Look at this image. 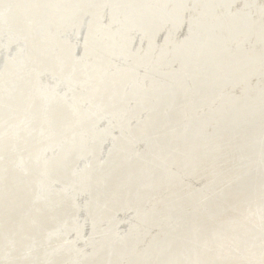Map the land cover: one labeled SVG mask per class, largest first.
<instances>
[{"label":"bare ground","instance_id":"6f19581e","mask_svg":"<svg viewBox=\"0 0 264 264\" xmlns=\"http://www.w3.org/2000/svg\"><path fill=\"white\" fill-rule=\"evenodd\" d=\"M80 4V0H17L19 9L17 11L16 18L19 16L23 18L25 15H29L30 13L35 14V21L30 26L31 33L34 35L45 33L47 40L50 41L48 46L51 49V52H53L55 49L58 51L56 54L57 56L49 57L48 59H54L53 61L59 62V64H69L66 70H62L60 72H58V68H56L52 62H41L35 58L31 59V54L29 57L28 51L33 44H31L30 32V35L28 34V31H25L24 34H19L17 31L18 29H16L17 27L15 28L17 23L15 24L13 21H11L10 17L8 16L3 17L0 20V59H3V55H5V62L9 70L5 74H0V77L5 75L4 78H0L2 81H0L2 83L0 88L7 89V91L12 89L10 84L15 82L16 78L10 77L9 74H14L16 70L19 72V70L23 69L24 74L22 75L24 77H32V74L35 75V77H32L34 80L36 79V85L33 88L25 85L20 88L23 92L21 98H19L20 94H18L16 98L11 97V101L17 100L16 103L20 106H18V108L24 109L23 113L25 112V117L28 121L30 117V110L26 108L28 104H26L27 100L26 94H24V92H30L31 90L33 94L29 95L30 97H34L36 94H38L40 97H45L47 101L52 100L50 102V110L48 112V116H52V121H49L47 126L44 125V130L42 131L49 136L47 142L45 145H39L38 147L33 146L35 148L34 152L29 153L24 149V151H22L19 155L15 156L16 159L11 165L13 167L22 165V169H25V165L27 170H35L34 174H32V177L29 180L30 182H34L38 196L42 195L45 189L50 188L53 185H57L58 183H62L65 186L70 185L69 190H80V209L78 208L75 212L77 213L76 215L78 219H80V212H84L85 208H87L84 203V199L87 198L88 195L90 196V201L93 204H97L94 202V200H96L99 206H107L112 201L114 194L119 191V186L125 182L133 185L132 193L126 194L129 199L132 200L128 204L130 205L132 203H137L140 206L142 203L140 202L141 189L135 186L136 182L133 180V177L139 173L142 181L141 185H149V187H147L148 191H154L157 189L162 190L163 193L166 191V202L163 201L165 204H162L166 210L165 212L162 211V213H165V215L158 216L157 212L160 209L157 211V209L153 207V209L146 207L139 208L135 213L133 210L132 212L134 215L132 214V219L126 218L127 220H132H130V222L127 221L128 225L126 227H129V230L128 228L127 230H124L125 233H129V231L132 233V240L122 241L123 244H118L123 246L120 249L112 244H108V247L105 245L103 249L107 248L108 252L106 250L102 252L98 258L100 259L99 264H122L123 261H126L130 264H153L152 261L154 259H157L155 264H191V262L192 264H207V258L205 259V257L209 254L206 256L200 255L197 250V244L208 240L214 232H222L223 234H226L228 229L225 227H211L212 229H206L209 228L207 224V227L205 226V228L203 226L204 222L199 220V217L197 216V212L199 211L196 205H198L200 202L199 200H201V195L203 193L209 194L208 191L210 187H213L211 183L213 177H207L205 187L198 186L199 184L196 185L198 187H195L193 182L187 180L186 183H183L185 180L184 177L187 178L189 176H195L196 172L203 168V165L208 166L211 163L220 162L224 158L228 157L236 158L234 155L231 156L230 152L235 153V155L238 157L236 159H249V164H246L247 168L245 170L248 171L250 169V173L254 168L264 167V158H262L263 155L261 154L262 151L264 152V82L260 83L261 77L264 75V0H92L91 4L94 6L81 11ZM84 4H86V2ZM84 4L82 2V5ZM50 9L53 12L50 11L51 14L49 16V13L47 14V12ZM7 10L8 7L6 6L5 11ZM55 11L58 12L57 16L52 15V13ZM106 14L110 16L109 20L105 19V17H107ZM61 17L63 18V22L59 24L57 20H59ZM199 20L200 22L203 21V23L200 24L201 26H196L198 32L196 34L193 32L194 39L185 40L186 37L181 39L182 41L185 40L187 42H183V46L179 47L178 44H182V41L176 38L178 36H176V34L180 33L179 30H181V25L184 22L193 23L194 21L198 22ZM20 24L22 25V23ZM23 26L25 25L23 24ZM85 27H88L89 29L87 30L89 32V36L86 35V37H83L85 38L84 41H81L82 39L80 38V42H83L82 45H84L85 51H83L81 57H76L75 48L78 47V41L75 42V39L80 34H82L81 30ZM51 28H53V30H49ZM159 32L167 33L166 38H164L163 45H159L157 43L156 36L159 34ZM224 32H226V34ZM6 34H11L12 41H10V38L9 40L8 38L5 39L6 36L8 37ZM136 35H140L142 38H147L148 43L137 44L135 42V44L134 36ZM73 37L76 38L74 39ZM182 37L183 36H181V38ZM13 38H15V40ZM123 38H125V42L120 46V42ZM98 39H101L102 42H99ZM34 41L35 39L33 42ZM88 41L91 43L89 47L86 46L88 45ZM24 43L26 44L27 50L23 48ZM98 43H101V48L104 47L106 50L115 52V57L108 58L104 56H98L94 51H92V49H95L94 45L99 46ZM41 44L42 43L39 45ZM164 45L176 46H174L172 52L168 49H163ZM115 46L120 47L117 49ZM35 47L36 46H34V48ZM15 50L19 51L20 54H17L18 56H12L11 53H13ZM78 51L80 52L79 49ZM140 55H142V57H140ZM34 57H36V55ZM28 59L32 62L34 61V63H29ZM80 59H118L117 62L104 61L95 64L94 67L95 70H97V75L99 76L102 74L101 77H104L101 81V85L114 80V78H116V74L120 71L133 70L130 71V76L124 79L123 87L120 85L118 88H116V90H114V92L109 91L107 94H105L101 100L93 101L91 96L82 94L81 90L80 92L72 91L71 96L67 92V90L71 89L74 84H80L82 87V85H85L84 82L87 81V76H80L77 74V72H75L77 69L76 66L80 67V63L82 62H80ZM128 59H131L135 62V67L132 65L128 69L124 67H118L119 64L121 66L122 61L124 62L123 64H125ZM151 59H159L158 65L168 68V71H166L164 75L157 74L156 76L155 74L153 75V73H148V71L141 74V70L138 69H140L142 66L149 69L154 66V61L151 62ZM167 59L172 60L170 61ZM25 62L26 66L21 67V65H23ZM175 63H177L180 67L184 66L185 71L190 77L188 78L187 76H183L179 72H176L177 68H175ZM84 64L88 66L93 64V62H84ZM28 68L31 69V73L26 70ZM109 69L113 71L116 70L117 73H103ZM98 70L101 72L99 73ZM41 74L50 76L53 81L56 79L54 81L55 83L52 85L49 82H40L39 79L42 78ZM89 74V78H91L93 74ZM253 76H255V81L252 80ZM118 82V80L115 81V83ZM101 85L97 87L98 90L102 89ZM127 86L128 88H126ZM62 91L64 92L63 94ZM184 93H187L188 97L184 98ZM113 94H115L117 98L120 96L122 98L127 94L126 97L136 101L140 105H136L134 103L133 107L131 108L130 106L126 105L129 101L128 99L125 104L122 102L120 106L116 105L118 107H108L109 104L105 101L109 96H113ZM71 98L72 101L70 102L69 99ZM21 101L23 104H21ZM55 101L61 102L60 106L53 105L52 103ZM9 103L10 101L6 102L7 105H9ZM87 103H90L95 109H101V113L97 115L98 117L96 119H91V123H87L84 126L75 128L71 131V134L76 132L80 133V140L76 143L69 144L61 157H50L47 155V157L43 160L38 154L47 153L45 149L52 150V148H54L51 143L53 135L55 136L56 134H59L55 137L56 140L60 139L58 145H60L65 138L66 140L70 139L68 135L60 134L62 126L72 124V120L70 121L67 112L69 109V104L72 106V108H79L78 110L80 115L78 117L80 118V122H82V120L86 118L84 104ZM38 107L42 112V104ZM59 107H61L60 110H58ZM104 107L106 109L103 110L102 108ZM168 110H177L179 111V115H164L163 113H167ZM205 111H207V113H204ZM156 112H159V114H155ZM201 113L203 114L198 116V114ZM101 114L102 116L100 117V120H102V126L105 127H102L103 129H100V131H95V129L92 128V125L98 122L99 116ZM148 115L149 118L147 119ZM142 116L143 119L141 120ZM19 119L20 118H16V121ZM146 119L147 122H145ZM43 120L47 121L45 118ZM23 121L24 120H21V122ZM137 125H140L139 128L134 129L133 126ZM173 125H178L180 127L171 128ZM168 126H170L171 129L167 128ZM35 127L37 130L41 131L39 126L35 125ZM50 127L55 128L57 133L53 134ZM114 128H116V130H114ZM163 128L165 130H163ZM172 129L178 130L172 131ZM112 130L116 131L117 133L120 132V136H122V133H124L130 143L134 145L137 144L135 148L129 149L130 152H128V156L134 155L130 157H136L135 154L139 152L141 154L146 153L144 148L149 150L148 153H146L147 155L143 156L144 160L142 164H134L138 172L134 168H129L130 166L126 164L127 156H123V158L114 156L113 158H110L112 159V162L107 163L108 166L104 172H101L103 169L100 172H97L99 169L95 167L96 171H91L87 176H84L88 172V168L86 167L87 161H89L91 164V161L97 154L98 158L100 155L103 156L105 151L109 148L108 144L112 145L114 142V144L119 143L120 136L118 135L119 138L114 139L113 135L110 134ZM149 134L151 135V138L148 136L149 139H146L145 136ZM169 135L172 136L173 140L177 139L178 143H175V141L173 142L172 140L167 141ZM93 140H98V143L90 145ZM18 144L22 145V142L19 141ZM41 147L42 149L40 150ZM76 147L80 148L81 151L79 152ZM123 148L124 146L122 145L121 149ZM74 149H77L78 152H75L74 157L72 158V151ZM156 155H158L157 158L154 157ZM168 155H170V158L167 157ZM243 155L245 158L242 157ZM30 157L31 159L38 157L39 161L46 166L41 168L39 167V169H37L34 166L28 165L26 162H31V160H28ZM151 157L152 160H149ZM160 157H166L167 161L171 159V162L167 165L169 166L168 169L164 171L165 173L163 175L162 182H160L161 178L159 173L156 171V161L158 162ZM108 159L109 157H107V160ZM151 162H153V171L150 169ZM4 168L5 166H0V174L3 173V176V170H5ZM210 168L213 167H208V170ZM240 169L242 170V168ZM82 170H86V173L82 174ZM228 170L229 169L226 171ZM69 171H75V175L80 174V188H78L79 185L76 184L77 180L75 181L74 178L70 176ZM260 173H264V171L260 170ZM180 175L184 179H182L183 182L180 181V183L168 180L166 177L172 176L176 177V179H179ZM219 175L220 174H218V176ZM3 176L1 178L0 184L5 185L6 182L3 183ZM64 176L66 178L59 179ZM215 176L216 177L214 181H216L217 178L220 179V177L217 176V173ZM229 176L231 177V175ZM245 177L247 176L245 175ZM13 179L15 180V177H13ZM188 180H190V178ZM243 180L249 181L248 178ZM254 180V184L251 183V180L245 184V186L250 188L249 190H246L245 186H243V188H241L239 184L237 186L236 183L234 189H232V187L228 192H234L237 194L236 191L238 189L239 191H243L245 193L250 191L249 195L254 193L253 196H255V194H264V180L261 181L259 178ZM94 183L99 184L100 187L95 189ZM4 187L6 188L0 187V249L5 248V251L3 249L1 250V254L2 251L3 253L9 251L11 246L14 244L19 246V241H24L22 239L19 240L20 237L22 238L28 236L26 235V232H20V225L23 224L26 230H30V228L27 226L28 221L34 220L38 225H41L43 221V216H40L39 213H36V211L30 205L32 189L31 195L28 198L22 195L24 192L23 189L15 192L13 189L9 188L8 184ZM167 188L169 189L165 190ZM54 189L55 188H51L50 190L54 191ZM65 191L67 190L65 189ZM19 192L21 195L20 201H18ZM118 196L119 193L116 197ZM55 198L51 199V204L47 207H52L50 210V216L52 219H44L43 224L39 226V229H36L37 232H29V238L31 240L35 239L40 241L43 239L42 234L47 233L45 231L47 229L45 228L50 226L45 224H52L53 221L61 217V212L58 213L56 209ZM156 198L155 200L157 201ZM257 199L258 198H256V200ZM61 201L62 204H64V213L66 217L64 222H70L69 224H72V227L74 225L72 223L74 220L72 219L73 216L71 215L74 213H70V211H68L69 207L66 204L68 201H64L62 199ZM218 201L221 202V199ZM18 202L21 212L19 216L14 217L12 214H10V210H15ZM203 202H201V204ZM215 202V200L211 201L212 204H210L213 208L212 213H215V216H219V211L217 210L219 206ZM232 202L234 203V201ZM11 204L12 206L10 209L9 205ZM201 204L199 205L202 206L203 209V205ZM229 205L232 204L230 203ZM116 206H118V204ZM123 207L133 208L128 205L122 206L121 208L123 209ZM253 208L256 210L258 207ZM237 211L236 213H238ZM111 213H102L99 215V217L102 220L106 219L110 222L111 220L108 217ZM199 213H201V210ZM245 213L247 214V212ZM245 213H243L241 217L243 215L245 216ZM210 214L209 218L210 216L213 218V214ZM237 215L238 214H236V216ZM23 216L26 217L27 220L21 219ZM83 216V218H85V213ZM115 216L117 217V215ZM89 217L91 218L92 223L97 219V213H93L92 208ZM241 217L239 216L238 218H235L240 221L239 218ZM261 218L263 217L261 216ZM256 219H259V217ZM86 220L88 221V219ZM86 220L84 221L85 224H87ZM173 220L176 221L179 226L175 225V229L173 230L171 228H166L165 226L169 222H171V225H174L175 222L173 223ZM212 220L209 219V221ZM241 220L243 221L242 218ZM229 222L231 224L230 220ZM247 222H249V219H247ZM149 224L150 226L154 225L156 227L155 229L157 230L160 229L159 233L153 234L154 230L149 229V233L146 232V234L145 231L147 229V225ZM225 224L223 226H225ZM263 225L264 224H262L261 227L259 224L257 231L246 234V237H248L247 240L251 239L249 242V247H254L255 250L257 249V256L255 257L254 251L252 252L254 258H250L249 256L251 254L249 255L247 251L249 256L245 253V255L248 257L243 258L244 255H242L243 262L247 261L250 264H264V250L262 249L264 246ZM80 226L84 227L86 225L80 224ZM109 226H112V223H110L107 228H109ZM251 226L253 227V225ZM110 229L111 233L116 237V239L124 234L123 230V232L119 231V227L117 229L110 227ZM122 229H125L124 226ZM20 233L21 235L19 236ZM80 234L83 235L82 227L80 228ZM234 235L236 236V234ZM139 236H144L146 238L148 237L152 244L149 249L144 252L145 254L143 258L136 260L133 258L134 252L138 249H142V245L147 242L144 239V241L140 243V239H137ZM82 239H85V237L81 238V240ZM233 239L235 238H228V241H232ZM103 240L101 242H103ZM84 241H86V239ZM105 241L106 240H104V242ZM234 241L236 242L237 240L235 239ZM101 242H99L98 245H100ZM112 242H114V240ZM33 243H35V241ZM223 243L226 244L224 241L222 244ZM209 244H211V242ZM213 244L214 243L212 242L211 245ZM228 244L230 245L229 242ZM236 244L240 245L239 243ZM33 245L34 244H31L29 247ZM238 245L237 247L240 248ZM217 247H219V245ZM235 247L236 246L233 248ZM57 248L63 249L61 246H58ZM243 248L244 250H247L246 247ZM12 249L15 251V248ZM12 249L10 252L12 253L11 257L14 255ZM27 249L29 248L27 247ZM31 249L33 250V248H30V250ZM81 249L82 248L80 247L78 250L80 251V258H82L85 253V249L83 248L82 252ZM88 249L89 248L86 250ZM210 249H207V251ZM249 249L250 248H248V250ZM222 250L220 249V251ZM21 253V255H23L24 251ZM31 253H33V251H30V253L28 252L26 255H30ZM81 253L83 254L81 255ZM111 253L112 256H110ZM38 254L40 255L39 252ZM34 256L35 255H33V257ZM199 256H201L203 260H201ZM233 256L235 257V253ZM213 257L215 256L213 255ZM222 257L224 256H221V258ZM61 258L62 257H60L58 260L55 259L57 262L56 264H59L58 261ZM67 259L68 255L66 258H64V260ZM238 260H236L235 263L238 264ZM13 261L15 260L13 259ZM19 263L20 262H18V264ZM83 264L97 263L96 261H89Z\"/></svg>","mask_w":264,"mask_h":264},{"label":"water","instance_id":"95a60500","mask_svg":"<svg viewBox=\"0 0 264 264\" xmlns=\"http://www.w3.org/2000/svg\"><path fill=\"white\" fill-rule=\"evenodd\" d=\"M85 2H86V4H84ZM91 3H92V0H83V4L84 5H82V10L88 9L90 6L93 7V5ZM50 11L53 12L50 9L47 12V14L49 13V16L51 14ZM52 15L57 16L58 12L55 11L54 13H52ZM106 15H107V17H105V19L109 20L110 16L108 14H106ZM15 19L17 21V24L22 23V24L25 25L26 28H28L30 30V26L35 21V14L30 13L29 15H25L23 18L19 16V17L15 18ZM62 20H63V18L61 17L59 20H57V22L60 24V23L63 22ZM202 23H203V21L200 22V20L198 22L194 21L193 23L184 22L181 25V28L186 26L187 30H186V34H185V36L183 38L186 37L185 40H189V39L193 40L194 39L193 32H194V34H196L198 32V30L196 29V26H201L200 24H202ZM2 26H1V28H2ZM86 28L88 30V27H86ZM49 30H53V28H51ZM81 33H83V32H81ZM224 33L226 34V32H224ZM161 34H163L164 38H166V34L167 33H165V32H161L160 33L159 32V34L156 36L157 40H158V37ZM36 35L37 36H41L45 40L44 41V40L34 36V38L37 41H41L42 43L45 42L43 47H42V51L44 53L45 59H43L42 61L52 62L56 66V68H58L59 72L62 71V70H66L68 68V65H65L63 63L59 64V62L53 61L54 59L53 60L52 59H48L49 57L57 56L56 54L58 53V51L55 49V50H53V52H51V49L48 46V44H50V41L47 40V37H46L45 33L36 34ZM87 35L89 36V32H87ZM134 37H135L137 43H139V44L140 43H146V44L148 43L147 38H142L140 35H136ZM164 38H163L162 42L159 45H163L164 44ZM14 40H15V38H14ZM98 40H99V42H102L101 39H98ZM185 40L184 41L181 40L182 44L180 43V44H178V46L179 47L183 46V44L185 42H187ZM10 41H12V40H10ZM124 42H125V38H123L121 40L120 46ZM90 44L91 43L88 41V45H86V46L89 47ZM98 44H99V46L93 44L95 49H92V51H94L98 56H104V57H108V58H114L115 57V52H112L110 50H106L104 47L101 48L102 47L101 43H98ZM23 46H24L23 48L25 50H27V47H26L25 43H24ZM120 46H115V47L117 49H119ZM174 46H176V45H174ZM174 46H166V45H164L163 49H168L169 51L173 52ZM77 48L78 47L75 48V52L77 51ZM79 49L81 51L82 50L85 51L84 45H82V43L79 46ZM17 54H20V53H19L18 50H15L12 53V56H18ZM28 55L30 57L29 53H28ZM140 57H142V55H140ZM89 60H91V61H89ZM89 60L84 59V61L81 62V64H82L81 67L76 66L77 69L75 70V72H77V74H79L80 76H84V77L87 76V81L84 82L85 85H82V87L80 86V84H74L71 89H68L67 92L70 94V96L72 95V91L80 92V90H81L82 94L91 96L92 97L91 99L93 101L101 100L104 97V95L107 94L109 91L114 92V90H116V88H118L120 85H121V87H123L124 79L129 77L130 76V71L133 70V69H131L129 71H120L118 73H117L116 70L113 71L111 69H109L108 71H104L103 73H109V74L117 73V74H116V76H115L116 78H114V80L110 81L109 83H104L103 85H101V81H102V79L104 77H101L102 74L99 75V76L97 75V70H95L94 66H95V64L100 63V62H104V61L112 62V60H114V59H89ZM167 60H169V59H167ZM2 61H5V55H3ZM153 61H154V66L151 67V69L143 67V66L141 67V69H143L145 72L148 71V73H153V71L156 69L158 74H163V75H164V73L166 71H168V68L163 67L162 65H158L159 59H151V62H153ZM84 62H93V64L87 66V65L84 64ZM29 63H32V61L29 60ZM131 65L133 67H135V62L132 61L131 59H128L127 62H125V64L122 65V67L128 69ZM25 66H26V62L23 65H21V67H25ZM4 68H6V66L4 67V64H3V66L0 67V74H5V72L3 70ZM175 68H177L176 72H179L180 74H182L183 76H187L188 78L190 77V76H188L187 72L185 71V69H184L185 67L184 66L180 67L177 63H175ZM26 70L31 73V70H29V69H26ZM5 71H7V70H5ZM98 72L100 73L101 71L98 70ZM89 73L93 74V76L91 78H89V76H90ZM17 74H20V75L16 78V81L14 83L10 84V87L12 88L10 91H7V89L0 88V166H5V167L6 166H10L12 168V169H9V168L6 167V170H4V176H3V173L0 174L1 175L0 176V181H1V178L3 176V183L6 182L5 185L4 184H0V187L1 188H6L4 186H6L7 184L8 185L11 184L12 185V189L15 192L20 191V189H23L24 192H23L22 195H24V196L29 198L30 195H31V189H27V188H25V186L28 185V188L31 186V182H30L29 179L32 177V174H34L35 170H33V169L27 170L25 165H24V168L26 170L21 168L22 165L13 167L11 164H13V162L15 161V159H16L15 156L19 155L22 151H24V149L27 150L29 153L30 152H34L35 148L33 146L38 147L39 145H45V143L47 142L49 136L47 134H45L44 132H42L40 130H37L35 125L37 124V122L39 123V125L47 126L49 124V121H44L43 119L44 118L46 119L48 117V114H49L48 112L50 110L49 105H50V102L52 100L47 101V99L45 97H40V96H38V94H36L34 97H29V95H31L32 93H30V92H26L25 93L24 92V94H26V100H27L26 104H28V106L26 108L28 110H31L29 112V114L33 113V115L30 114L33 118H31L30 121L24 120L23 122H21V120H20V123H18L16 121V118L19 117L20 114L23 113L24 109L23 108L20 109V108H18V106L15 107V108H12L10 105H7L6 102L11 101V97L16 98V96H18V94H20L19 98H21V96L23 95V92H22V90L20 88L25 86V85L33 88L36 85V79L34 80L32 78L33 76L35 77L34 74H32V77H24L22 75V74H24L23 69L19 70V72ZM4 77H5V75L3 77H0V78H4ZM41 77L42 78L39 79L40 82L41 81L42 82H49L52 85L55 83L54 81L56 80L55 79L53 81L51 79V77L46 75V74H41ZM116 80H118L119 82L115 83ZM1 82H0V86H2ZM99 85L102 86L101 90H98V88H97ZM126 88H128V86ZM63 93L64 92L62 91V94ZM126 95L123 96L122 98H121V96L119 98H117L116 95L113 94V96H109L106 99L105 102H107L109 104L108 107L109 106L115 107L116 105L120 106L122 104V102L125 104L128 101L129 98L126 97ZM130 96H131V94H130ZM69 101L71 102L72 98L69 99ZM60 103L61 102H56L55 101L52 104L60 106ZM78 103H79V101H78ZM134 103L136 105H140L139 103H137L136 101L131 100V99H129V101L127 102L126 105H128V106H130L132 108ZM21 104H23L22 101H21ZM41 104H42V107H43V110L41 112V117L42 118H39L38 116H36L35 113H38L40 111H35L34 108H35V106H39ZM52 104H51V106H52ZM78 106H79V104H78ZM84 106H85V109H84L85 111L84 112L86 113V115H85L86 118L84 120H82V122H80V118L78 117L80 115V112L78 110L79 108H72V106L69 104V109L67 110V112H68V116L70 118V121L72 120V124H67L66 126H62L60 134L68 135V137H70V139L66 140V138H65L61 142L60 145L52 148V150L45 149V151H47L46 154H48L50 157H58V158L61 157L62 154L67 149V146L69 144L76 143L77 141L80 140V133L76 132L74 134H71V131L73 129H75V128H80V127L84 126L87 123H91V119H96L98 117L97 115L101 113L100 112L101 109H95L94 107L91 106L90 103L89 104L88 103L84 104ZM118 106H116V107H118ZM60 109H61V107H59L58 110H60ZM102 109L104 110L106 108L104 107ZM204 113H207V111H205ZM150 114H151V111H150ZM155 114H159V112H156ZM163 114L167 115V116L179 115V111H177V110H172V111L168 110L167 113H163ZM202 114L203 113L198 114V116H201ZM101 116H102V114L99 116L98 122L97 123L95 122L96 124L92 125V128L95 129V131L96 130L100 131V129H103L105 127V126H102L103 125L101 123L102 120H100ZM148 118H149V115H148L147 119ZM147 119H146L145 122H147ZM134 123H136V122H134ZM73 125L76 126V127H74ZM139 126L140 125L133 126V127H134V129H138ZM4 127H5V129H4ZM174 127H180V126H178V125L171 126V128H174ZM167 128H170V126H168ZM115 129L116 128H114V130ZM163 130H165V129L163 128ZM66 133H69V134H66ZM118 133H120V132H118ZM122 134L123 135L120 136L119 143L118 144L117 143L114 144L115 143L114 142L105 151V153L103 154L102 158H100V156H99V158H98V156H96L91 161V164H90L89 161L86 162L87 163L88 172L86 173V170H82L83 171L82 174L86 173V175H84V176H87L91 171H96L95 167H97L99 169V170H97V172H100L102 169H103V171H101V172H104L105 169L108 166L107 163L112 162V159H110V158H113L114 156H118L120 158H123V156H127L126 164H128V166H130L129 168L136 169L134 164H142V162L144 160L143 156L147 155L146 153H148L149 150L147 148H144L146 153L141 154L139 152V153L135 154L136 157H130V156H134V155H129L128 156V152H130L129 149L130 148H135L137 144H136V142H135L136 145L130 143L128 141L127 137L125 136V134L124 133H122ZM58 135L59 134H56L54 137H56ZM23 137H25V138H23ZM168 140H172L173 142L175 141V143H178V140L177 139L173 140L171 135L168 136L167 141ZM19 141L22 142V145L18 144ZM95 143H98V140H93L90 143V145H94ZM122 145L124 146L123 149H121ZM3 147H6V148H3ZM78 147H76V148L80 152L81 150ZM49 148H51V147H49ZM41 149H42V147L40 148V150ZM77 149H74L72 151L73 152L72 158L74 157L75 152H78ZM140 149H142V148H140ZM37 154H38V152H37ZM27 155H29V154H27ZM107 157H109L108 160H107ZM167 157L170 158V155H168ZM28 160H31V162H26V163L28 165L34 166L37 169H39V167L41 168V167H45L46 166L42 162L39 161L38 157L35 158V159L28 158ZM149 160H152V157ZM170 162H171V159L167 161L166 157H160L158 162L156 161V171L159 173V176L161 178L160 182H162V178H163V175L165 173L164 171H166L168 169L169 166H167V165ZM150 169L153 171V162H151V164H150ZM137 172H138V170H137ZM74 173H76V172L75 171L74 172L69 171L70 176L77 180L76 184H78L79 185L78 188H80V183H81L80 182V174H76L75 175ZM77 173H80V172H77ZM19 176H22L24 179L20 178ZM13 177H15V180L13 179ZM166 177H167L168 180L175 181L176 183L179 182L181 180V178H182L181 175H180L179 179H176V177H172V176H166ZM258 178L261 179V181H262L264 179V173H259ZM248 179H249V181L251 180V183H253V184L255 183V180L252 181L253 175L248 177ZM133 180L136 182L135 186L137 188L141 189L140 190V193H141L140 201H142L144 199V197H145V194H147L148 192L151 191V190L150 191L147 190V187H149V185H141L142 181H141V177H140L139 173L136 176L133 177ZM249 181L248 180H243V181H240L238 184H239V186L241 188H243V186H245V184H247ZM94 185H95V187H94L95 189L100 187V185L97 184V183H94ZM57 186L58 185H53L50 188L45 189V191L40 196H38V194H37V191L35 189L36 186H34V189H33V186H31L32 187V195L30 197V205L36 211V213H39L40 216H43V219H48V220L52 219L51 216H50V210L52 209V207H49V208H47V207L51 204V199H53L55 197L61 198L64 201H68V203H66L68 205V207H69L68 211L76 212V210L78 208L80 209V203L78 201V199L80 198V190L76 191L75 189H70L68 191H64L63 188H60V187H57ZM53 187L55 189H54V191H51L50 189L53 188ZM132 188H133V185H131V184L127 183V182H125L122 185H120L119 189H118L119 191L114 194V196L112 197V201L107 206L106 205H100L99 206V204H98V202L96 200H94V202H96L97 204H93L90 201V196L88 195L87 198L84 199V203L87 206V208H85V210H84V213H85V215H86V217L88 219V224L87 225H89V224L93 225L94 224V222L92 223L91 219L88 217V215H90V213H91V208H92V212L93 213H97V215H101L102 213L106 214V213L110 212L113 208L116 207L117 204L118 205L119 204H127L130 199H129V197L126 194L132 193ZM153 188H154V186H153ZM245 189L249 190L250 188L248 186H245ZM118 193H119V196L116 197L118 195ZM63 207L64 206L62 204L60 206L59 211H61V208H63ZM20 212H21V209L19 208V202H18V204L16 206V209L15 210H10V214H12L14 217H17V216H19ZM197 215H202V214H197ZM202 216L204 218H206L204 215H202ZM111 222L112 221H110V223ZM27 226L30 228V230H28V232H37L36 229L38 227V224L34 220L28 221L27 222ZM165 227L166 228H171L172 230L175 229V225H171V222L167 223ZM225 228L228 229V227H225ZM93 229H95V228L93 227ZM253 231H257V229H253ZM63 233L64 232H62L61 235H58V234L54 235L53 238H48L45 235L44 236V239H46L45 242H50V241H53V240L62 239L63 238ZM247 233H249V232H244V234L241 236V239H240V244L243 247H246L244 245H250L249 242H250L251 239L247 240V238H248V237H246ZM104 234H105V232H104ZM224 235L225 234H223V233L222 234L221 233H217V232L212 233V236L208 240H206L205 242L197 244L198 253L200 255H203V251H207L206 245H207V242L209 240L220 242L222 240V238L224 237ZM132 238H133V235H132V233H130V231H129V233H127V232L125 233L124 232V234L122 236L118 237L117 239L114 240V242H112V239L110 238V236L107 233L106 237H104V240H106L104 242L103 236H102V232L92 230V236L89 238V240L92 241V242L89 243V244H86L85 247L89 248V249L87 251H85L83 257L80 258L79 261L78 260H76V261L69 260V261H67L66 264H83V263H87L89 261H96V263L99 264V262H100V259H98L99 256L102 254V252L104 250H106L108 252L107 248L103 249L104 246L106 245V243L107 244H112V245L116 246L118 249H120L123 246L122 245H118V244H123L122 241H129V240H132ZM142 238L145 239L147 242L142 245L143 246L142 249H138V250H136L134 252L133 258L136 259V260H139V258H143L144 254H145L144 252H146V250H148L149 247L152 244L149 241V239L144 237V236L143 237L139 236L137 239H142ZM102 240H103V242H101ZM99 242H101L100 245L95 246L94 248H92L93 245H95L96 243H99ZM246 248H249V246L246 247ZM92 252H94L95 254L92 253ZM8 254L9 253L6 252V253H3L2 255H0V263L1 264H10L12 262V260L14 258L11 257L10 254L8 256ZM69 254H70V257L77 256L78 255V250L75 249V248H64V249H60V250L56 249L55 251H52V252L49 253V257H48L47 262L50 261L53 258L54 255H55L56 259L58 260L60 257H63L64 255H69ZM22 256L27 258L29 255L23 254ZM110 256H112V253L110 254ZM199 258L201 260H203L201 256H199ZM156 261H157V259H154L152 262L156 263ZM244 263L245 264H250L247 261H244ZM122 264H130V263H128L126 261H123ZM191 264H192V262H191Z\"/></svg>","mask_w":264,"mask_h":264},{"label":"rangeland","instance_id":"374dc122","mask_svg":"<svg viewBox=\"0 0 264 264\" xmlns=\"http://www.w3.org/2000/svg\"><path fill=\"white\" fill-rule=\"evenodd\" d=\"M82 2H83V0H80V11L82 10ZM8 7V10L7 11H5V7ZM94 6V5H93ZM91 7V6H90ZM18 5H17V0H0V20L3 18V17H6V16H8V17H10V19H11V21H13L15 24L17 23V21H16V16H17V11H18ZM5 12V13H4ZM89 20V19H88ZM17 27V28H16ZM21 27V28H20ZM23 27H24V30H23ZM90 27V26H89ZM15 28L16 29H18L17 31L19 32V34H24L25 33V31H28V34H29V32L31 33V30H29L28 28H25V26H23V24L21 25L20 23L19 24H16V26H15ZM186 28V29H185ZM9 29V28H8ZM28 29V30H27ZM86 29V30H85ZM183 29V30H182ZM185 29V30H184ZM21 32H20V31ZM83 30V31H82ZM81 30V32H83L82 34H80V36L79 37H73L74 39H75V42L76 41H78V48H77V51L75 52V56L76 57H81L82 55V53H83V50L81 51L80 49H79V46L81 45V42H80V40L81 41H84L85 40V38H83V37H86V35H87V28L85 27L84 29H82ZM89 30V29H88ZM182 30V31H181ZM181 30L179 31L180 33H178V34H176V38L178 39V40H181V39H183V37L185 36L184 34H186V30H187V27L186 26H184L183 28H181ZM84 31H86V32H84ZM185 32V33H184ZM6 35H8V37L6 36L5 37V39H7L8 38V40H9V38L12 40V36H11V34H6ZM30 35V34H29ZM81 35H82V37H81ZM83 35H85V36H83ZM28 36V35H27ZM34 36H36V37H38V38H40V36H37V35H33L32 33H31V35H30V37H31V44H32V46L29 48V54H31V59L32 58H35V59H38L39 61H41V62H43L42 60L43 59H45L44 57V53H43V51H42V45L45 43H42L41 41H37L35 38H34ZM161 36H163V34H161ZM161 36H159L158 37V40H157V43L158 44H160L162 41L161 40H163V38H164V36L163 37H161ZM180 36V37H179ZM181 36H183L182 38H181ZM32 37H33V39H32ZM70 38V37H69ZM81 38V39H80ZM160 38H162V39H160ZM14 39V38H13ZM35 39V43L33 42V40ZM40 39H42V40H44L42 37L40 38ZM78 39V40H77ZM160 39V40H159ZM71 40V39H70ZM45 41V40H44ZM73 41V40H72ZM158 41H161V42H158ZM37 42V43H36ZM137 43V41H136V39L134 40V43ZM40 43H42L41 45H39ZM83 43V42H82ZM135 43V44H136ZM37 44V45H36ZM138 44V43H137ZM34 46H36L35 48H34ZM38 46V47H37ZM39 46H41V47H39ZM38 48V49H37ZM78 49L80 50V52L78 51ZM34 50V51H33ZM37 50V51H36ZM36 51V52H35ZM39 52V53H38ZM78 53V54H77ZM12 54V53H11ZM33 54H34V56L36 55V57H34L33 56ZM44 57H43V56ZM77 55H79V56H77ZM5 59H6V57H5ZM116 60V61H115ZM170 61L172 60V59H169ZM78 61V60H77ZM83 62L84 61V59H80V62ZM118 61V59H114V60H112V62H117ZM32 63H34V61L32 62ZM122 64H121V66H120V64L118 65V67H122V65H123V61L121 62ZM3 64H4V67L6 66V68H4L3 70H4V72L5 73H7L9 70H8V66H7V64H6V62L5 61H2V59H0V67L1 66H3ZM66 65H69L68 63H65ZM81 63H80V67H81ZM115 65V64H114ZM56 67V66H55ZM29 70H31L30 68H28ZM5 70H7V71H5ZM58 70V69H57ZM138 70H141L140 71V73L141 74H143V73H145V71L143 70V69H138ZM59 72V71H58ZM18 72H17V70L14 72V74H9V76L10 77H15V78H17L19 75L17 74ZM155 74V76L158 74V72H157V70L155 69L154 70V72H153V75ZM254 77L255 76H253L252 78V80H254ZM256 79V78H255ZM258 79H260V78H258ZM257 79V80H258ZM255 81V80H254ZM264 82V75L261 77V82L260 83H263ZM14 83V82H13ZM30 93H32V91L30 90ZM33 94V93H32ZM184 95V98H186V97H188V94L187 93H184L183 94ZM30 97V96H29ZM17 100L16 101H14V100H12V101H10V103H9V105L12 107V108H15V107H17V106H19L17 103ZM20 107V106H19ZM26 110V109H25ZM34 110L35 111H40V109H39V107L38 106H35V108H34ZM31 111V110H30ZM29 111V112H30ZM31 115H33V113H30ZM36 114V116H38L39 118H42L41 117V111L40 112H38V113H35ZM30 115V117H29V121L31 120V118H33L32 116ZM144 116V115H143ZM143 116H142V118H141V120L143 119ZM146 116V115H145ZM17 118H20L17 122L19 123V121L20 120H27L26 119V117H25V112L24 113H22V114H20V116L19 117H17ZM47 121H52V116L51 115H49L47 118ZM36 126H39V128H41V131H43L44 130V125H39V123L37 122V124H36ZM50 129L52 130V133L53 134H55V133H57V131H56V129L55 128H53V127H50ZM116 130V129H115ZM175 130H178V129H172V131H175ZM81 131V130H80ZM110 134H112L113 135V137H114V139H116V138H119V136H118V134L119 133H117L116 131H114V130H112L111 132H110ZM115 135H117V136H115ZM151 138V135L149 134V135H147V136H145V138L146 139H149V137ZM156 138V137H155ZM62 139V138H61ZM59 140L60 139H58V140H56L55 139V137H54V135L52 136V141H51V143H52V146H54V147H56V146H58V142H59ZM151 140V139H150ZM108 146L110 147L111 145H109L108 144ZM261 154L263 155L262 156V158H264V152L262 151L261 152ZM47 155L48 154H46V153H42V154H39V156L44 160L46 157H47ZM230 155L232 156V155H234L236 158H238L236 155H235V153H233V152H230ZM96 156H98V154L96 155ZM95 156V157H96ZM157 156L158 155H156V156H154V157H156L157 158ZM243 158H245V156L243 155L242 156ZM31 158V157H30ZM100 158H102V156L100 155ZM236 158H230V157H228V158H224L223 160H221L220 162H214V163H211L210 165H208V166H206V165H203V168L201 169V170H199V171H197L196 172V174H195V176H189V177H187V178H185L184 177V182H183V180H182V178H181V182H183V183H186L187 181H190V182H193L194 183V185H195V187H198V186H201V187H205V185H206V183L205 182H207V177H213L212 178V181H211V183H212V186L213 187H210V189H209V191H208V193L210 194H202L201 195V200H199L200 202L198 203V205H196L197 206V208H198V211L200 212V210H201V213H197V214H202V215H204L206 218L204 219V217L202 216V215H197L199 218V220H201V221H203L204 222V224H203V226L205 227L206 226V224H207V226L209 227V228H206V229H212V228H223V227H228V232L224 235V237L222 238V240L220 241V243L219 242H215V241H211V240H209V242H207V245H206V247H207V249H210V250H208V251H203V256H206L207 254H209L208 256H206L205 257V259H206V262H207V264H209L210 262H212V263H210V264H234L235 262H236V260H238V257H239V260H238V262L240 263V264H244V262H243V258L244 257H248L250 254V258H254V255H253V253L252 252H254V254H255V257L257 256V249L255 250V248L253 249L252 247H249L250 249H251V251H250V249L248 250V248H247V250L245 249L244 250V248L243 247H241V244H240V239H241V236L244 234V232H254L253 231V229H257V227L259 226V224L261 225V227H262V224H264V194H255V196H253L254 195V193L253 194H251V195H249L250 194V191L249 192H241V191H239L238 189H237V191H236V193L237 194H235L234 192H228V191H230L231 190V188L232 189H234V186H235V184L237 183V186H238V183L241 181V180H243V179H245V178H248V177H250V176H252L253 175V179H252V181L254 180V179H257L258 178V175H259V173H260V170H263L264 171V167H262V168H254L253 169V171L250 173L249 171H250V169L248 170V171H246L245 169L247 168V165L249 164V159H247V158H245V160L243 159V160H239V159H236ZM238 160H239V162H238ZM227 162H228V164H227ZM230 162V163H229ZM238 162V163H237ZM241 162V163H240ZM222 163H223V165H222ZM247 164V165H246ZM221 165V166H220ZM231 165H232V167H231ZM7 168H9V169H12L11 167H9V166H6ZM6 167L4 168L5 170H6ZM86 167H87V165H86ZM208 167H213V168H210L209 170H208ZM221 168V169H220ZM226 168V169H225ZM240 168H242V170L240 169ZM211 169H212V171H211ZM215 169V170H214ZM223 169V170H222ZM227 169H229L228 171H226ZM206 170V171H205ZM217 170V171H216ZM4 171V170H3ZM203 171V172H202ZM205 171V172H204ZM207 172V173H206ZM201 173H202V175H201ZM216 173H217V176H218V174H220L218 177H220V179L219 178H217L216 179V181H214L215 180V175H216ZM198 174V175H197ZM205 174V175H204ZM213 174V175H212ZM236 176H235V175ZM208 175V176H207ZM229 175H231V177L229 176ZM245 175L247 176V177H245ZM202 176V177H201ZM206 178H205V177ZM235 176V177H234ZM10 177V176H9ZM20 178H22V179H24L22 176H19ZM204 177V178H203ZM64 178H66L65 176L64 177H62V178H59V179H64ZM190 178V180H188ZM203 180H202V179ZM198 179H200V180H198ZM230 179H231V181H230ZM75 181H76V179H74ZM187 180V181H186ZM192 180V181H191ZM205 180V181H204ZM218 180H219V182H218ZM232 180H233V182H232ZM264 180V179H263ZM180 181L178 182V183H180ZM198 181V182H197ZM200 181V182H199ZM197 184H196V183ZM215 182V183H214ZM218 182V183H217ZM225 182V183H224ZM230 182V183H229ZM199 184V185H198ZM222 184V185H221ZM231 184H232V186H231ZM58 186L57 187H60V188H63L64 189V191H65V189L68 191L69 190V188H70V185H63L62 183H58L57 184ZM196 185H198V186H196ZM215 185H217V186H215ZM220 185H221V187H220ZM225 185V186H224ZM9 186V188L10 189H12V187H11V184H9L8 185ZM31 186H33V188H34V186H35V184H34V182H31ZM29 187L28 188V185L27 186H25V188H27V189H32V187ZM54 188V187H53ZM216 188H217V190H216ZM222 188V189H221ZM169 188H167V189H165V190H168ZM221 189V190H220ZM76 191L78 190V189H75ZM160 191V192H159ZM151 192V193H150ZM150 192H148L147 194H145V197H144V202H143V200L142 201H140V202H142L141 204H140V206H139V204H137V203H132V204H128L129 202H131L132 200H129V202L127 203V204H125L126 206L128 205V206H130V207H133V208H126V207H123V209L121 208L122 206H125L124 204H120V205H118V206H116L115 208H113L110 212H108V213H111V212H113V213H111L110 214V216L108 217V218H110V220L112 221L111 223H112V226H109V228H107V226L110 224V222L109 221H107L106 219H104V220H102L100 217H99V215H97V219H96V221L94 222V224L93 225H88V227H87V224H88V221L86 220L87 219V217H86V215H85V218H83L84 216V212H80V219H78V217H77V213H75L74 211H70V213H74V214H72L71 216H75L74 218L72 217V219L74 220L72 223L74 224L72 227H71V225L72 224H69L70 222H64V219L66 218L65 217V213H64V207L63 208H61V211H59V209H60V206L62 205V201H61V198H58V197H56L55 198V203H56V209H57V212L59 211V212H61V217L60 218H58V219H56L55 221H53L52 222V224H45V225H50V226H47L45 229H47V230H45L47 233H43L42 234V236H43V239H41L40 241L39 240H35V239H30L29 238V236H30V233L28 232V230H26V228H25V226L22 224V225H20V232H22V233H24V232H26V235H28L27 237H20L19 238V240L20 239H22V240H24L23 242H21V241H19V248L14 244L13 246H11V249L12 248H15V251H14V249H12L13 250V252H14V255L12 256V257H14V260L15 261H13L12 260V262L10 263V264H18V262H20L19 264H51V263H57L56 262V257H55V255L53 256V262H51L52 261V259L50 260V261H48L47 262V260H48V257H49V253L50 252H52V251H55L56 250V248L58 247V246H61L63 249L64 248H75V249H77V250H79V248L81 247L82 249H81V252H82V250H83V248L85 249V251H87L86 249V244H89V243H91L92 241H90V240H87V239H89L91 236H92V230H95V231H100V232H102V236H103V239H104V237H106V235H107V233H108V235L110 236V238L112 239V241L113 240H115L116 239V237L111 233V229H110V227H114V229L116 228H118L119 227V231H124V230H127V228H128V230H129V227H126L127 225H128V222H130V220L132 219V217H133V215H134V213L137 211V209H139V208H144V207H146V208H150V209H153V208H155V209H157V215L158 216H163V215H165V213L163 214L162 213V211L163 212H165L166 210H165V208H164V205H162V204H165L164 202H166V197H167V193H166V191L164 192L165 193V195H164V193H163V191L162 190H160V189H157V190H154V191H150ZM225 192V193H224ZM152 193H154V194H152ZM159 193V194H158ZM163 193V194H162ZM211 193H212V195H211ZM214 193V194H213ZM158 194V195H157ZM241 194V195H240ZM245 194V195H244ZM155 195H157V196H155ZM162 195V196H161ZM164 195V196H163ZM208 195H209V197H208ZM249 197H248V196ZM262 195V196H261ZM162 197V199H161V197ZM166 196V197H165ZM170 196V195H169ZM168 196V197H169ZM238 196V197H237ZM150 197V198H149ZM157 197V198H156ZM204 197H206V198H204ZM229 197V198H228ZM237 197V198H236ZM239 197H240V199H239ZM154 198V199H153ZM155 198L157 199V201L155 200ZM246 198H247V200H246ZM248 198H249V200H248ZM253 198V199H252ZM255 198V199H254ZM256 198H258L257 200H256ZM146 199V200H145ZM159 199V200H158ZM203 199V200H202ZM221 199V202L220 201H218V200H220ZM21 200V195H20V192H19V194H18V201H20ZM80 200V198L78 199V201ZM147 200H149V201H147ZM161 200V201H160ZM208 200V201H207ZM216 201L215 203L216 204H218V208H217V210L219 211V216L217 215V216H215V213H212V210H213V208H212V206L210 205V204H212L211 203V201ZM223 200V201H222ZM238 200V201H237ZM159 201V202H158ZM164 201V202H163ZM204 201V202H203ZM231 201V202H230ZM232 201H234V203L232 202ZM249 201V202H248ZM262 201V202H261ZM153 202H155V203H153ZM201 202H203L202 204H201ZM253 202V203H252ZM160 203V204H159ZM209 203V204H208ZM232 204V205H229V204ZM137 204V205H136ZM145 204V205H144ZM199 204H201V205H203V209H202V206H200ZM204 204H205V206H204ZM258 204V205H257ZM259 204H260V206H259ZM122 205V206H121ZM156 205V206H155ZM247 205H249V206H247ZM254 205H256V206H254ZM10 206V209H11V206H12V204L11 205H9ZM63 206H64V204H63ZM120 206V207H119ZM149 206V207H148ZM151 206V207H150ZM190 206V205H189ZM209 206H211V207H209ZM229 206H231L232 207V209H231V207H229ZM235 206V207H234ZM153 207V208H152ZM225 207V208H224ZM247 207H249V208H247ZM253 207H260V208H262V209H258V208H256V210L253 208ZM116 208H117V210H116ZM124 208H125V210H124ZM162 208V209H161ZM207 208V209H206ZM239 208V209H238ZM251 208V209H250ZM253 208V209H252ZM121 209V210H120ZM189 209H190V207H189ZM206 211H205V210ZM232 211H231V210ZM235 211H234V210ZM242 209V210H241ZM114 210H115V212H114ZM124 210V211H123ZM134 210V211H133ZM208 210V211H207ZM220 210H221V212H220ZM237 210H240V211H237ZM244 210H247V211H244ZM250 210H252V211H250ZM254 210V211H253ZM260 210H261V212H263V213H261L260 212ZM130 212V214H129V212ZM134 213H133V212ZM224 211V212H223ZM236 211L238 212V213H236ZM58 212V213H59ZM117 212V213H116ZM119 212V213H118ZM122 212V213H121ZM132 212V213H131ZM211 214H210V213ZM232 212V213H231ZM240 212V213H239ZM241 212H243V213H245V212H247V214L245 213V216L243 215L242 217H241V215L243 214V213H241ZM124 213H125V215H124ZM208 213V214H207ZM233 213H236V214H238L237 216H236V214H233ZM257 213V214H256ZM261 213V214H260ZM107 214V213H106ZM113 214H114V216L115 215H117V217L118 216H120V217H118V219H117V217L115 216H113ZM129 214V215H128ZM133 214V215H132ZM209 214L210 215H212L213 214V218H211V216H210V218H209ZM250 214V215H249ZM253 214H254V216H253ZM124 215V216H123ZM235 215V216H234ZM256 215V216H255ZM259 215V216H258ZM90 215H88V217H89ZM113 216V217H112ZM224 216H226V217H224ZM228 216V217H227ZM241 217L242 219H243V221L241 220V218H239L240 219V221H242L241 223H239L240 221H238V219H236V218H238V217ZM248 216V217H247ZM252 216V217H251ZM261 216L263 217V218H261ZM24 217V216H23ZM21 218V219H24V220H27V218L26 217H24V218ZM230 217V218H229ZM234 219H233V218ZM236 217V218H235ZM259 217V219H256V218H258ZM90 218V217H89ZM112 218H113V220H112ZM126 218H131V219H129V220H127ZM244 218H245V220H244ZM249 219V222H247V219ZM255 218V219H254ZM91 219V218H90ZM123 219V220H122ZM140 219V218H139ZM204 219V220H203ZM209 219L210 220H212V221H209ZM215 219V220H214ZM221 219H222V221H221ZM225 219H227V220H225ZM232 219V220H231ZM253 219V220H252ZM263 219V220H262ZM87 221V224H85V222L84 221ZM114 220H117V221H114ZM118 220H120V221H118ZM219 220V221H218ZM225 220V221H224ZM229 220L231 221V224H233V225H231L230 224V222H229ZM235 220V221H234ZM252 220V221H251ZM256 220H257V223H256ZM128 221V222H127ZM132 221V220H131ZM206 221V222H205ZM233 221V222H232ZM237 221H238V223H237ZM246 221V222H245ZM258 221H259V223H258ZM262 221V222H261ZM43 222H44V219H43V221H42V223H41V225L43 224ZM118 224H117V223ZM126 222V223H125ZM175 222V223H174ZM211 222V223H210ZM214 222V223H213ZM218 222V223H217ZM251 222H252V224H251ZM255 222V223H254ZM261 222V223H260ZM122 223V224H121ZM173 223H174V225H177V226H179L177 223H176V221H174L173 220ZM222 223H226L225 224V226H223L224 224H222ZM228 223V224H227ZM244 223H245V225H244ZM80 224L82 225H86V226H80ZM124 224V225H123ZM166 224V223H165ZM237 224V225H236ZM257 226H256V225ZM41 225H38V227H37V229H39V226H41ZM115 225H117V226H115ZM220 225V226H219ZM228 225H230V226H228ZM235 225V226H234ZM243 225H244V227H243ZM249 225V226H248ZM251 225H253V227L251 226ZM255 225V226H254ZM123 226H124V228L125 229H122L123 228ZM234 226V227H233ZM238 226H239V228H238ZM246 226H248V227H246ZM264 226V225H263ZM82 227V231H83V235L82 234H80V228ZM93 227L95 228V229H93ZM122 227V228H121ZM150 227V228H149ZM152 227H154V228H152ZM212 227V228H211ZM230 227V228H229ZM243 227V228H242ZM156 227L154 226V225H151L150 226V224L149 225H147V229H146V231H145V233L147 232V233H149L148 231H149V229H152V230H154V232H153V234L154 233H159V230H157V229H155ZM233 228H235V229H233ZM238 228V229H237ZM249 228V229H248ZM264 228V227H263ZM234 231H233V230ZM251 230V231H250ZM69 231V232H68ZM86 231H87V233H86ZM122 231V232H123ZM157 231V232H156ZM239 231V232H238ZM62 232H64L63 233V238L62 239H57V240H53V241H50V242H45V240L46 239H44V236L46 235V237H48V238H53L54 237V235H61L62 234ZM104 232H105V234H104ZM125 232V231H124ZM230 232V233H229ZM233 232H234V234H236V236L233 234ZM236 232V233H235ZM242 232V233H241ZM146 233V234H147ZM219 233H221L222 234V232H219ZM231 233H232V235H231ZM90 234V235H89ZM146 234H144V235H146ZM21 235V233L19 234V236ZM89 235V236H88ZM238 235H239V238H238ZM225 236H226V239H225ZM85 237V239H86V241H84L85 239H82L81 240V238H84ZM87 237V238H86ZM229 239H232L233 237L237 240L236 242L234 241L235 239H233L232 241L231 240H229L228 241V238ZM26 238H27V240H26ZM148 238V237H147ZM28 241V242H27ZM35 241V243H33ZM38 241V242H37ZM81 241V242H80ZM144 241V239H140V243L141 242H143ZM225 242L226 244H222V242ZM230 243V245L228 244V242ZM27 242V243H26ZM34 244L33 246H31V247H29L31 244ZM67 242H69V243H67ZM79 242H80V244H79ZM83 242V243H82ZM87 242V243H86ZM211 242V244H212V242L214 243L213 245H211V244H209ZM16 243V242H15ZM26 243V244H25ZM215 243H216V245H215ZM236 243H239L240 245H238V244H236ZM26 246H25V245ZM62 244V245H61ZM83 244V245H82ZM209 244V245H208ZM222 244V245H221ZM236 244V245H235ZM81 245V246H80ZM98 245V243H96L95 245H93L92 247H94V246H97ZM219 245V247H217ZM223 245H226V246H223ZM229 245V246H228ZM237 245L238 246H240V248L239 247H237ZM16 246V247H15ZM22 246V247H21ZM71 246V247H70ZM79 246V247H78ZM83 246V247H82ZM222 246H223V248H222ZM234 246H236L235 248H233ZM244 246H250V245H244ZM21 247V248H20ZM23 247H24V249H23ZM27 247L29 248V249H27ZM106 247H108V244H106ZM230 247H232V248H230ZM10 248V247H9ZM16 248H17V250H16ZM26 248V249H25ZM30 248H33V250L31 249L30 250ZM229 248V249H228ZM243 248V249H242ZM4 251H5V248H2ZM2 249H0V255H2L3 254V251H2V254H1V250ZM11 249L9 250V251H7V252H11ZM24 251V253L25 254H28V252L30 253V251L32 252L33 251V253H31L29 256L31 257H24V256H22L21 254V252H23L22 250ZM57 249H60V248H57ZM220 249L222 250V249H224V250H222V251H220ZM233 249H236V250H233ZM263 250H264V246H263V248H262ZM20 250V251H19ZM30 250V251H29ZM37 250V251H36ZM218 250V251H217ZM216 251H217V254H216ZM224 251V252H223ZM228 251H229V253H228ZM247 251H248V254H247ZM19 252V253H18ZM38 252L40 253V255L38 254ZM208 252V253H207ZM227 252V253H226ZM239 252V253H238ZM251 252V253H250ZM6 253V252H5ZM18 253V254H17ZM23 253V254H24ZM38 255H36V254ZM206 253V254H205ZM222 255H221V254ZM225 253V254H224ZM235 253V257H236V259H235V257L233 256V254ZM239 254V256H238V254ZM244 253V254H243ZM245 253H246V255H248V256H246L245 255ZM42 254V255H41ZM78 257L77 256H74V257H70V254L68 255V259L67 260H64V258H66V256L67 255H65V256H63L59 261H58V263L59 264H66L67 263V261H69V260H74V261H76V260H80V251H78ZM83 253H81V255H82ZM224 256V257H222L221 258V256ZM227 254V255H226ZM229 254V255H228ZM237 254V255H236ZM10 255H12V253H10ZM19 255V256H18ZM33 255H35L34 257H33ZM58 255V254H57ZM213 255L216 257H213ZM218 255V256H217ZM241 255V256H240ZM242 255H244L243 256V258H242ZM40 256V257H39ZM211 256V257H210ZM22 257V258H21ZM24 257V258H23ZM39 257V258H38ZM70 257V258H69ZM122 258H124L123 256H121ZM219 257H220V259H219ZM228 258V260H227V258ZM240 257H241V259H240ZM33 258V259H32ZM38 260H36V259ZM215 258V259H214ZM218 258V259H217ZM210 259H212V260H210ZM232 259H234V260H232ZM31 260H32V262H31ZM208 260V261H207ZM210 260V261H209ZM215 260V261H214ZM223 262H222V261ZM242 260V261H241ZM34 261H36V262H34ZM14 262V263H13ZM47 262V263H46ZM218 262H220V263H218ZM241 262H243V263H241ZM113 263V262H112ZM238 263V264H239ZM1 264V263H0ZM113 264H116V263H113ZM153 264H155V263H153ZM235 264H237V263H235Z\"/></svg>","mask_w":264,"mask_h":264}]
</instances>
